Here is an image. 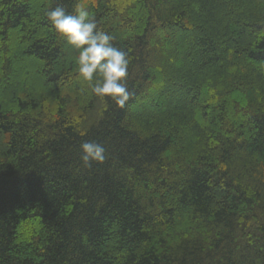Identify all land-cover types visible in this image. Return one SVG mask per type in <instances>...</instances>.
Instances as JSON below:
<instances>
[{"label":"trees","instance_id":"obj_1","mask_svg":"<svg viewBox=\"0 0 264 264\" xmlns=\"http://www.w3.org/2000/svg\"><path fill=\"white\" fill-rule=\"evenodd\" d=\"M78 2L123 108L44 16ZM0 264H264V0H0Z\"/></svg>","mask_w":264,"mask_h":264},{"label":"clouds","instance_id":"obj_2","mask_svg":"<svg viewBox=\"0 0 264 264\" xmlns=\"http://www.w3.org/2000/svg\"><path fill=\"white\" fill-rule=\"evenodd\" d=\"M44 16L51 29L78 53V78L89 84L92 95L110 98L123 108L131 95L126 83L128 52L113 46L114 37L98 27L94 15L82 3L78 2L71 13L57 5L47 9ZM105 152L102 144L86 141L81 144V162L85 167L102 163Z\"/></svg>","mask_w":264,"mask_h":264}]
</instances>
